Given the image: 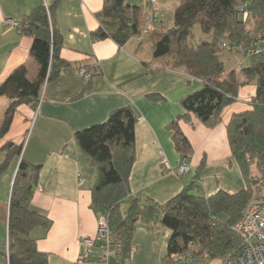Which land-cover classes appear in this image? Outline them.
<instances>
[{"label": "crops", "instance_id": "obj_1", "mask_svg": "<svg viewBox=\"0 0 264 264\" xmlns=\"http://www.w3.org/2000/svg\"><path fill=\"white\" fill-rule=\"evenodd\" d=\"M53 2L0 0V84L18 66L26 67L28 81L36 78L39 69L29 55L32 38L7 20L19 25L34 8L48 7ZM102 5L103 0H59L53 11V25L61 36L60 58L68 66L56 79L44 84L35 110L26 105L16 109L8 132L0 138V165L6 159L2 151L6 143L23 144L20 157H12L0 175V264H7L3 254L7 252L8 206L21 160L29 166H39L30 207L51 225L47 230L34 228L30 236L37 250L47 255L48 264H164L171 232L147 228L142 222L132 234L131 257L123 263L114 259L102 262L98 247L87 249L80 244L82 238L95 235L100 214L90 207L96 171L74 134L103 123L115 109L131 108L136 120L135 158L128 179L129 196L120 203L122 213L132 198L165 204L182 192L195 175L206 197L219 190L236 193L244 187L231 157L226 125L234 113L249 109L255 88H240L235 101L212 127L201 124L194 116L188 122H178L192 149L190 173L180 177L177 168L182 155L174 147L169 125L183 114L181 101L200 89L202 83L182 70L150 71V55H144L143 48L135 42L137 38L123 46L111 39L92 40L90 34L99 27L97 13ZM157 11L158 19L153 24L159 32L163 21L158 7ZM145 12L149 20L150 10ZM239 55H227L226 60L233 61L230 69L243 64ZM80 68H95L89 81L80 74ZM7 105L8 100L0 97V125ZM85 252L90 254L89 259L79 262Z\"/></svg>", "mask_w": 264, "mask_h": 264}, {"label": "trees", "instance_id": "obj_2", "mask_svg": "<svg viewBox=\"0 0 264 264\" xmlns=\"http://www.w3.org/2000/svg\"><path fill=\"white\" fill-rule=\"evenodd\" d=\"M58 3L54 0L51 6H37L18 26L22 34L32 38L29 55L39 69L36 78L28 81L26 67L18 66L0 84V97L8 100L0 138L8 132L16 109L26 105L35 110L44 84L56 79L61 69L68 66L60 58L61 36L53 25V11ZM156 4L152 6L147 0L145 6L126 4L125 0H103L97 13L99 27L90 37L94 41L111 39L118 46L137 38L141 48L144 41L152 39L149 64L155 68L153 72L182 70L202 83L200 89L181 101L183 114L169 125L174 147L187 162L192 149L178 122H188L194 116L201 124L212 127L220 113L235 101L239 89L252 85L255 94L249 109L234 113L226 125L231 157L244 187L236 193L219 190L206 197L195 175L182 192L165 204L132 198L122 213L120 203L129 196L128 179L135 158L136 120L131 108L112 110L103 123L76 132L74 139L95 168L90 207L105 218L114 240L122 245L121 263L130 259L132 234L142 222L147 228H166L171 232L164 264H169L170 255L185 252L192 253L193 261L205 254L209 263L217 264L239 252L241 240L232 227L242 218L247 204L254 199L264 200V52L243 56V64L228 70L219 57L227 51L220 46L225 42L250 48L257 36L264 39V0H177L171 27L143 33L148 20L145 9L151 13L157 10ZM240 7H244L242 11ZM196 26L206 39L193 40ZM80 69L90 78L95 71ZM22 147V143L12 142L2 147L6 159L0 165V175L12 157H20ZM38 169L23 160L18 164L7 215V252L3 254L7 264H48L47 255L37 250L36 241L30 236L34 228L47 230L51 225L30 207ZM189 173L190 169L185 176Z\"/></svg>", "mask_w": 264, "mask_h": 264}, {"label": "built area", "instance_id": "obj_3", "mask_svg": "<svg viewBox=\"0 0 264 264\" xmlns=\"http://www.w3.org/2000/svg\"><path fill=\"white\" fill-rule=\"evenodd\" d=\"M147 1L152 6H155L157 3V0ZM243 8L240 7L239 10L242 11ZM157 17L158 11L153 9L148 22L145 24L143 33L155 30L153 21ZM7 23L13 27L19 26L14 20H7ZM220 47L227 52L236 51L242 54V56L258 55L264 52V39L261 36H257L256 42L250 48L235 44L230 45V43L225 42ZM154 70L155 68H152L150 71L153 72ZM79 72L86 80H89V73H86L83 69H79ZM188 172L189 162L183 158L180 166L177 168V174L185 176ZM232 231L240 238L241 248L236 255L227 256L217 264H264V200H251L247 204L240 221L232 227ZM80 244L87 249L98 247L102 252L100 257L102 262H106L108 259L121 261L123 256L122 245L114 240L105 218L101 216L97 221L95 235L93 237L82 238ZM89 257L90 254L85 252L78 258V261H87ZM203 257H205V254H203ZM193 260L191 252L172 254L169 257V264H190Z\"/></svg>", "mask_w": 264, "mask_h": 264}, {"label": "rangeland", "instance_id": "obj_4", "mask_svg": "<svg viewBox=\"0 0 264 264\" xmlns=\"http://www.w3.org/2000/svg\"><path fill=\"white\" fill-rule=\"evenodd\" d=\"M126 4H130V5H144L145 6V0H125ZM177 4V0H161L158 1V3L156 4V7H158L159 11L161 12V19L163 21V29L166 30L169 27H171L172 21H173V11H174V6ZM145 8H149L148 6H146ZM150 10V9H148ZM192 34H193V40L194 41H198L199 39H206V36H203L199 30V28L196 26L193 28L192 30ZM136 37H138L136 35ZM137 42V41H135ZM153 40L152 39H147L146 41H144V43L141 45L142 46V52L144 53V55H150L151 51H152V43ZM236 51H230L227 53L221 52L219 54L220 59L224 62L225 64V68L226 69H230L233 66V61H228L227 59V55L229 53H234ZM227 54V55H226ZM240 54V53H238ZM239 56H242V54H240ZM243 58V56H242ZM244 59V58H243ZM236 67H239L238 65ZM222 113V112H221ZM220 113V116H221ZM253 171V169L251 170ZM264 190V189H263ZM264 194V191H261V195ZM194 258V257H193ZM190 264H216V262H212L209 263V260L204 258V257H200L198 259H196L195 261L191 262Z\"/></svg>", "mask_w": 264, "mask_h": 264}]
</instances>
